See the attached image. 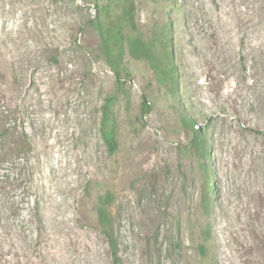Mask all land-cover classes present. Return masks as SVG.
<instances>
[{"label":"rangeland","instance_id":"rangeland-1","mask_svg":"<svg viewBox=\"0 0 264 264\" xmlns=\"http://www.w3.org/2000/svg\"><path fill=\"white\" fill-rule=\"evenodd\" d=\"M130 1L148 48L168 30L173 90L126 32L113 72L100 0H0V264H113L106 195L122 264H264V0Z\"/></svg>","mask_w":264,"mask_h":264},{"label":"trees","instance_id":"trees-1","mask_svg":"<svg viewBox=\"0 0 264 264\" xmlns=\"http://www.w3.org/2000/svg\"><path fill=\"white\" fill-rule=\"evenodd\" d=\"M100 1L101 4H96V7L98 8V15L92 19H88L87 23H91L100 28L103 38V46L105 47L108 61L113 72L118 76L123 34L126 32L128 36L130 54L134 57L147 58L158 80L166 85H169L170 89L173 90L175 87L176 70L171 53L168 49V40L165 37V33L168 30H164L163 34L157 35V37L152 40L151 47L148 48V46L141 40L140 35L138 33H134L131 27H123L120 25L122 20L125 21L126 19H131L130 11L128 9V5H131L130 0ZM113 98V95L106 97L102 106L100 121V133L108 146L109 152H113L117 147L114 138V119L111 112ZM149 104L150 103L146 101L142 102V115L147 113ZM186 121L193 131L191 149L199 159H206L208 145L203 137V132H201L199 128H195L193 121L189 119H186ZM18 140V144L12 148L14 156L20 154L22 150L27 152L31 150V144L25 130H21L19 132ZM203 167L205 169L207 168L205 164H203ZM207 177H209L208 172ZM211 186L212 184L209 182L208 187L210 188ZM108 200V195H106L103 200H100V204L97 207L98 223L102 233L108 241L112 263L122 264L118 255V244L114 227L110 215L105 208Z\"/></svg>","mask_w":264,"mask_h":264}]
</instances>
